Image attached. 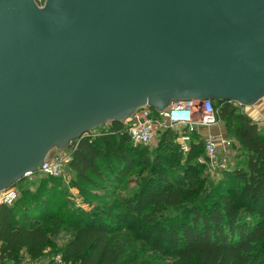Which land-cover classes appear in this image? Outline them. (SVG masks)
<instances>
[{"label": "water", "instance_id": "obj_1", "mask_svg": "<svg viewBox=\"0 0 264 264\" xmlns=\"http://www.w3.org/2000/svg\"><path fill=\"white\" fill-rule=\"evenodd\" d=\"M264 97V0H0V191L93 128Z\"/></svg>", "mask_w": 264, "mask_h": 264}, {"label": "trees", "instance_id": "obj_2", "mask_svg": "<svg viewBox=\"0 0 264 264\" xmlns=\"http://www.w3.org/2000/svg\"><path fill=\"white\" fill-rule=\"evenodd\" d=\"M230 103L213 101L220 119L235 126L241 145L253 154L248 180L236 174L225 188L202 199V188L190 174L195 150L204 152L200 134L188 133L190 150L183 162L189 166L168 168V159L180 161L183 152L174 141L175 133L164 129L153 157L158 177L146 181L118 207L101 209L77 223L63 259L69 264H264V248H257L264 238V129ZM72 146L68 165L79 187H94L90 175H100L96 161L107 154L116 152L119 157L112 167L117 182L138 166V156L151 149L133 145L121 122H111L110 131L97 139L82 136ZM44 176L39 185L46 183L44 195L36 190L27 194V201L0 203V264H28L44 256L49 244L45 227L59 220L57 204L62 198L60 178ZM173 212L177 216L166 227L157 223L169 220ZM121 227L128 231L117 237ZM131 238L141 244L130 243ZM132 246L138 248L135 253L129 251ZM149 251L165 260L145 256Z\"/></svg>", "mask_w": 264, "mask_h": 264}, {"label": "rangeland", "instance_id": "obj_3", "mask_svg": "<svg viewBox=\"0 0 264 264\" xmlns=\"http://www.w3.org/2000/svg\"><path fill=\"white\" fill-rule=\"evenodd\" d=\"M230 104L232 106H236L239 112L244 113L247 117L256 122L260 129H264V126L259 123L264 115V97L253 106H240L239 104L233 102ZM219 128L221 132L225 133V136L232 141L231 152L222 154L220 157V166L212 169L206 163L204 152L201 149H196L195 151L197 152L194 161L192 162L193 166L190 168L191 177L196 180L202 188V199L207 195L215 194L217 189L222 187L225 188L228 180L236 179V174L242 173L248 180L251 173L249 163L250 161H255L252 158L253 154L246 147L241 145L239 139L236 137L235 126L227 125L220 119ZM110 129L111 123H106L93 128L84 136L92 140L97 139L104 133H108ZM163 130L164 129H162L161 132ZM179 131L180 130H178V132ZM76 141L77 139L73 140L71 145H73L74 142L76 143ZM156 144L157 142L153 145H149V148L151 149L146 151L144 157L138 156V160H136L138 166L131 168V170L117 182L114 179L112 172V167L115 165V162L119 160L116 152L107 154L104 158L96 161L100 175H90L94 180V187H79L77 177L68 165L65 169L64 176L60 177L59 180L62 192V198L57 204L59 210V220L50 222L46 225L45 229L49 234V244L45 250L44 256L36 262L69 264V262L63 259L62 254L68 242L74 237V227L77 223L86 221L87 218L96 215V212H100L101 209L114 206L118 207L120 203L125 201V199L131 198L138 190H140L146 181L149 182L152 178H157L158 172H156V169L158 167L157 165H154L153 159ZM185 156L186 153L183 152L180 161L168 159L166 166L168 168L172 166L186 168L189 165L185 166V163L183 162ZM205 163L208 168L202 165ZM164 170L165 168L160 170L159 174ZM44 177L43 173L35 172L32 175L26 176L21 181L14 183L13 186L17 191V196H19V198H17L18 203L27 201V194L36 190L40 191L41 194L44 195L47 188L46 183L43 184L44 186L42 187L39 186L41 179ZM176 216L177 212H173L172 215L169 214V220L159 219L157 223H159L162 227H166L176 218ZM130 221L131 219L129 222ZM132 224L134 223H129L131 226ZM51 229L53 230L50 231ZM124 231H128V229L122 228L117 237L124 235ZM130 243L136 246L141 244V242L135 241L132 238ZM257 248H264V238L261 245ZM137 249L138 248L132 246L129 248V251L131 253H135ZM144 250L145 248L140 251V253L144 252ZM144 254L145 256L155 255L156 259L161 258L165 260V258L161 257L159 254L151 251L145 252ZM166 260H171V258L168 257Z\"/></svg>", "mask_w": 264, "mask_h": 264}, {"label": "built area", "instance_id": "obj_4", "mask_svg": "<svg viewBox=\"0 0 264 264\" xmlns=\"http://www.w3.org/2000/svg\"><path fill=\"white\" fill-rule=\"evenodd\" d=\"M35 2L41 6L44 0H35ZM121 123L122 131L127 133L132 143L143 146L153 145L158 141L162 129H170L175 133L174 141L180 145L184 153L190 150L188 133L198 132L203 140L206 163L212 169L220 166L222 154L231 152L232 141L225 136V133L215 134L208 131L210 127L219 126L220 123L218 108L211 100L172 101L161 111H156L147 105L141 106ZM261 125L264 126V119ZM72 150V145L63 150H52L37 172L55 178L63 177ZM16 199L17 191L14 186L0 191V203L11 205Z\"/></svg>", "mask_w": 264, "mask_h": 264}, {"label": "crops", "instance_id": "obj_5", "mask_svg": "<svg viewBox=\"0 0 264 264\" xmlns=\"http://www.w3.org/2000/svg\"><path fill=\"white\" fill-rule=\"evenodd\" d=\"M263 119H264V115L262 116V119L260 120L261 122H259V123L262 124ZM252 121H253V120H252ZM253 122H254V121H253ZM255 123H256V122H255ZM212 130H213V131H212ZM208 131H209V132H212V133H215V134H218V133H222V134H223V132H221L219 126L210 127V128L208 129ZM28 264H34V263H28Z\"/></svg>", "mask_w": 264, "mask_h": 264}]
</instances>
